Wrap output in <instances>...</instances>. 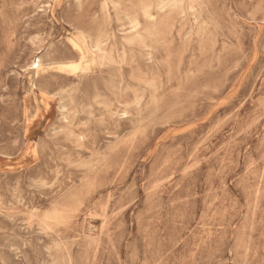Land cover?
Instances as JSON below:
<instances>
[{
	"label": "rangeland",
	"instance_id": "374dc122",
	"mask_svg": "<svg viewBox=\"0 0 264 264\" xmlns=\"http://www.w3.org/2000/svg\"><path fill=\"white\" fill-rule=\"evenodd\" d=\"M182 1L0 0V264H264V0Z\"/></svg>",
	"mask_w": 264,
	"mask_h": 264
},
{
	"label": "bare ground",
	"instance_id": "6f19581e",
	"mask_svg": "<svg viewBox=\"0 0 264 264\" xmlns=\"http://www.w3.org/2000/svg\"><path fill=\"white\" fill-rule=\"evenodd\" d=\"M183 1H184V0H183ZM183 1H182V4L184 3ZM189 1H190V0H189ZM152 4H153V3H152ZM152 4H151V5H152ZM107 7H108V6H107ZM181 7L183 8V6H181ZM148 8H149V7H148ZM151 8H152V6H151ZM40 9H41V8H40ZM131 10H132V9H131ZM135 10H136V9H135ZM150 10H151V9H150ZM150 10H149V11H150ZM187 10H188V9H187ZM189 10H190V9H189ZM143 11H145V9H144ZM173 11H174V10H173ZM254 11H255V10H254ZM184 14H185V12H184ZM151 17H152L151 19L154 18L153 16H151ZM197 18H199V17H197ZM230 20H231V19H230ZM62 21H63V20H62ZM117 22H118V21H117ZM167 22H168V21H167ZM133 23H134V22H133ZM131 25H132V24H131ZM139 25H140V24H139ZM200 25H201V24H200ZM202 26H203V25H202ZM132 30H133V29H132ZM145 31H146V30H145ZM147 31H148V29H147ZM160 31H161V30H160ZM160 31H159V32H160ZM146 33H147V32H146ZM149 33H150V32H149ZM149 33H148V34H149ZM150 34H151V33H150ZM137 35H138V34H137ZM102 36H103V35H102ZM109 37H110V36H109ZM158 37H159V36H158ZM122 38H123V36H122ZM73 40H74V39H73ZM83 40H84V39H83ZM125 41H126V40H125ZM73 42H74V41H73ZM140 42H141V40H140ZM75 45H76V44H75ZM75 47H76V46H75ZM78 47H79V46H78ZM149 47H150V46H149ZM80 49H81V48H80ZM80 51H81V50H80ZM82 52H83V51H82ZM202 52H203V51H202ZM83 53H84V52H83ZM37 60H38V59H37ZM164 62H165V61H164ZM37 65L39 66V63H38ZM69 66H70V64H69ZM29 67H30V66H29ZM71 67H72V66H71ZM27 68H28V67H27ZM24 69H25V68H24ZM37 70H38V69H37ZM36 74H37V73H36ZM37 94H38V93H37ZM42 98H43V97H42ZM122 112H123V111H122ZM28 119H29V118H28ZM28 123H29V122H28ZM139 123H141V122H139ZM29 152H30V151H29ZM42 183H43V182H42ZM45 185H46V184H45ZM47 186H48V185H47ZM53 213H54V212H53ZM55 213H56V212H55ZM60 216H61V215H60ZM63 218H64V217H63ZM45 224H46V223H45ZM104 224H105V223H104ZM47 227L49 228L48 225H47ZM51 229H52V228H51Z\"/></svg>",
	"mask_w": 264,
	"mask_h": 264
}]
</instances>
